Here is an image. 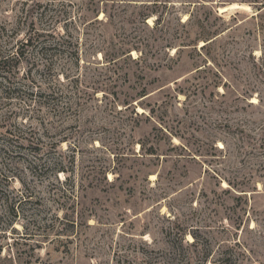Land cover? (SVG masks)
I'll use <instances>...</instances> for the list:
<instances>
[{
  "label": "rangeland",
  "instance_id": "1",
  "mask_svg": "<svg viewBox=\"0 0 264 264\" xmlns=\"http://www.w3.org/2000/svg\"><path fill=\"white\" fill-rule=\"evenodd\" d=\"M0 36V264H264V0H0Z\"/></svg>",
  "mask_w": 264,
  "mask_h": 264
},
{
  "label": "trees",
  "instance_id": "2",
  "mask_svg": "<svg viewBox=\"0 0 264 264\" xmlns=\"http://www.w3.org/2000/svg\"><path fill=\"white\" fill-rule=\"evenodd\" d=\"M47 34H49V33H47ZM26 37L27 38L22 41V44H24V46H27L29 43H31L33 40H35V38H32L31 34H27ZM59 45L60 44L58 42L52 43V44H47V45H45V47H41L40 50H44V49L45 50H56L57 47H59ZM15 54L17 56L23 55V53L21 51L16 52ZM23 59L24 58H4V57L0 58V99L10 100L11 98H13V96L15 98H21V99L25 98L23 95H21V94L25 93V91L23 90V86L27 85V84H33V78H31L32 76L30 73V68L25 72V74H23V76H24L23 79L25 80V82L27 84H19V83L15 82V80H16L15 74L18 72V65L20 64V62H22ZM46 65H47L48 70L50 72L52 70L51 64H46ZM51 72H53V70ZM54 75H56V74H54ZM54 75L52 76V79H53L52 81L57 82L59 84L62 83L59 81L58 76H57V78H55ZM19 92H21V94H19ZM28 94L31 96L30 100L27 99V102H29V103H27L26 100H23L24 104L27 106V108H26L27 110H29L30 106L33 105L32 102H34L35 105L38 102L35 98H33V96H36L37 93L35 94L34 91L29 90ZM16 95H19V96H16ZM37 96L45 97L44 94H40V93ZM58 96H61V94L58 95V93L55 91H53L49 94V97H53L54 99H57ZM32 99H34L35 101L34 100L32 101ZM42 104H44V102H40V101L38 102V106H40ZM76 104H79V101H77ZM56 107H57V105L53 104V106H52L53 111H55ZM71 107H72V105L69 106L68 108L70 109ZM4 119H6V118H4ZM6 126H7V123L6 122L3 123L2 120H0V127L6 128ZM10 134H12V133L10 132ZM54 169L56 170V172L64 171V169L61 166L59 167V166L55 165ZM6 180H8V178Z\"/></svg>",
  "mask_w": 264,
  "mask_h": 264
}]
</instances>
